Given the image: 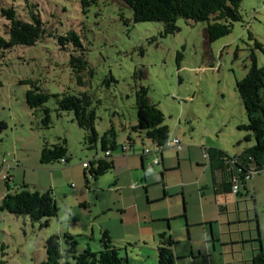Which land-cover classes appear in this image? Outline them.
Instances as JSON below:
<instances>
[{
    "label": "rangeland",
    "instance_id": "obj_1",
    "mask_svg": "<svg viewBox=\"0 0 264 264\" xmlns=\"http://www.w3.org/2000/svg\"><path fill=\"white\" fill-rule=\"evenodd\" d=\"M27 1L40 15L48 34L35 46L20 45L0 51V197L7 193L4 176H10L9 185L15 191L23 185L40 193L53 190L59 213L45 226L44 221L32 222L28 216L0 212V264H43L45 242L53 234L63 239L64 234L70 233L76 237L80 250L88 244L96 249L99 233L93 235L87 229L94 220L99 224L113 218L112 224L118 227L120 219L125 218L124 228L130 229L139 213L147 220L168 214L166 203L147 204L142 182H137L138 189L127 195L121 205L137 202L126 214L114 205L113 195L100 188L102 182L106 186L107 178L87 185L82 166L104 153L100 141L90 149L85 142L86 132L73 121L74 114L57 113L55 98L45 105L51 110V128H43V110L39 108L35 113L26 104L32 85L49 94L91 93L98 117L97 131L103 135L115 128L119 145L127 141L137 120L135 90L147 87L149 98L165 115L164 123L170 127L172 138L181 132V139L196 149L193 158L197 152L200 154L193 167L186 160L180 171L169 175L172 186L181 179L186 182L187 214L191 221L193 218L204 224L190 225L191 237L187 238L186 220L171 223L175 231L170 235L177 243L176 264H252L260 247L253 241L259 235L264 249V171L253 173L246 180V188L255 201L241 184V197L234 193L218 196L215 201L210 189L211 166L202 147L206 151L214 146L248 144V133L239 130L248 119L237 92V81L248 74L253 54L258 67L264 65V0H244L240 7L243 21L233 24L230 35L213 42L208 41L206 22L185 19L176 23L178 33L163 36L162 23L134 22V13L123 0H100L87 11L80 0H0V36L6 37L8 23L2 9L13 8L30 22ZM70 31L79 35L81 47L71 42L63 50L57 36ZM73 55H83L89 63V68L82 72L88 81L85 87L77 83L71 65ZM63 141L71 158L68 165H41L43 145ZM138 145L143 148L139 140ZM171 151L177 153L176 149ZM150 163L146 162L147 172L160 170L155 165L150 168ZM71 166L74 173L64 171ZM153 178L148 190L151 199L164 194ZM108 186L107 190H111ZM207 186L210 188L204 189ZM136 194H140L138 199ZM82 198H88L90 206H80ZM182 198L175 197L180 202ZM219 204L226 209L223 215ZM256 217L258 224L252 222ZM133 241L136 240L125 242L133 246L123 252L131 264L157 262V242L152 237H147L146 245Z\"/></svg>",
    "mask_w": 264,
    "mask_h": 264
},
{
    "label": "trees",
    "instance_id": "obj_2",
    "mask_svg": "<svg viewBox=\"0 0 264 264\" xmlns=\"http://www.w3.org/2000/svg\"><path fill=\"white\" fill-rule=\"evenodd\" d=\"M100 0H80L84 11L91 5H96ZM126 6L134 13V22H155L164 25L163 36H169L179 32L176 23L180 19L191 22H206V34L208 41L213 42L231 34L233 24L243 21L240 7L244 0H123ZM26 7L29 11V20L26 22L13 8L2 9V16L8 21L6 24V37L0 36V51L10 50L20 45L28 47L35 46L48 34L44 28L41 17L34 12L28 1ZM59 44L65 50L71 42L75 47H81L79 35L75 31H70L64 36H57ZM257 46L260 45L257 43ZM256 56L251 58L252 64L248 74L237 81V92L244 105L247 115V123L239 126V130L247 132L245 141L253 139L254 144L248 148L243 155H230L223 153L222 165L227 171L229 187L228 193L234 192L235 184L243 185L246 188V180L254 173L264 171V65L258 67ZM71 65L81 87L88 85L82 72L89 68L86 58L73 55ZM92 74V71L90 70ZM111 81H115L113 78ZM23 84L29 82L22 81ZM56 99L57 113L72 112L74 122L86 132L85 142L92 149L100 141L103 157L95 158L88 162L85 167V182L90 185L91 181H96L99 177L106 175L114 169V162L111 153L119 147L117 143V132L115 128L105 131L103 135L96 129L98 119L92 104L93 96L89 92L79 95L65 93L63 95L49 94L37 85L27 92V106L36 111L43 110L42 127L51 128V110L45 105ZM137 120L132 127V134L145 135L144 139L149 140L156 146H163L171 138L170 127L164 123L165 115L157 107L148 94V88L141 86L135 90ZM5 126L4 123H1ZM131 134V135H132ZM131 140V136L128 137ZM128 150L127 146H122ZM145 149V148H144ZM69 149L66 141L60 144L49 145L45 143L40 152L41 165L61 163L62 159L67 162L71 160L68 156ZM110 152V156L105 153ZM142 156L145 155L144 150ZM151 164V163H150ZM153 165V164H151ZM158 166V165H157ZM7 193L0 200V212L5 211L14 215L28 216L32 222L48 224L49 219L56 218L59 208L53 190L40 193L38 190L30 191L26 185L20 190H13L9 183L10 176H6ZM246 191V190H245ZM246 193L254 200V196L249 191ZM258 224V218L252 221ZM259 233V228H257ZM260 234V233H259ZM253 242L260 244L257 254L252 257V264H264V249L261 245V236ZM177 245L170 233H163L158 237L157 262L155 264H176L174 248ZM128 247L131 245H127ZM46 260L43 264H131L127 253H123L126 247L117 245L110 237V233L105 231L100 236L99 245L93 249L90 244L84 250L79 249L76 237L70 233L63 235H51L45 242Z\"/></svg>",
    "mask_w": 264,
    "mask_h": 264
},
{
    "label": "crops",
    "instance_id": "obj_3",
    "mask_svg": "<svg viewBox=\"0 0 264 264\" xmlns=\"http://www.w3.org/2000/svg\"><path fill=\"white\" fill-rule=\"evenodd\" d=\"M135 124L136 123H134L132 127ZM131 134L132 133L130 132L128 135V137L131 136L130 141L128 140V137H127V141L119 145V147L111 153L113 157V162H114V169H112L106 175L104 174L103 176H101L102 178H107L105 179L107 183L105 182L106 183V186H105L104 182H102V184H100L101 186L100 188H105L106 189L105 191L110 192L115 198L113 200L114 205L116 207H119L122 210L121 212L123 214H126L128 213L129 208L133 209V206L135 205V203L137 204V202L133 201L129 206H126V205L121 206V205L125 204L127 195L132 194L134 190H137L138 189L137 187H139L138 183L142 182L145 186L143 187V190L147 194L146 196L147 204L150 205V204H157L161 202L166 203L168 214L164 215L163 217H158L157 219L152 218L151 220H147V219H143L139 213L137 214L138 219H136L135 223L131 225L130 229L129 227L124 228L126 224L125 218L120 219L118 227L112 224L113 223L112 222L113 218H112V219H109L107 222L103 221L99 224L94 220L93 224L91 226H88L87 229L89 230L91 229L93 235H96L98 232L99 236H101L103 232L108 231L110 233L111 239L114 242L118 241V242H115L117 245L121 246L122 244H124L126 248L128 247L127 245H131V246L133 245L130 243H125V242H131L134 239L136 241H133V242L137 243V241H143L144 243L143 245H146L147 237H152L153 241H156L157 246H158L159 235L163 233H170L174 235L175 230L171 223L177 220H186L185 221L186 236L187 238H190L191 237V232H190L191 226L190 225L193 226L196 224L197 226H199V225H202L203 223L201 224L197 223L198 222L197 219H193V218H192L193 221H191L190 216H188L187 214L188 202H187L186 192H185V188L187 187V184H185L186 182L185 183L182 182V179H181L180 182L172 186L169 182V175L170 173L172 174L175 171H180L182 168L183 161H186V160L190 161L193 167V162H198L200 154H198L197 152V155L195 156V158H193V155H194L193 153L195 152L196 149L193 148L192 146H188V144H186L185 141L181 139L180 137L181 132H178V134H175L174 138H172V136L171 138L180 139L182 143V148L180 150L176 148H172V147L164 149L163 154H161L162 161L158 166H156V167H160V170H157V171L153 170V172H147L148 168H147L146 162L149 160L151 161L153 155H150L149 157H144L142 156V154H143L144 148L150 147L152 143L149 140L144 139L145 137L144 134L143 135H139L136 133L132 135ZM138 140L142 144L143 148L139 147ZM247 143H248L247 145L238 144V146L229 145L228 147L221 146V145L214 146V147H210L206 151H205V148L202 147L204 152L207 154V159L209 161V165L211 166L210 174L212 178V187L210 188L209 186H207L206 188L204 187L203 188L204 189L210 188L215 198L218 196L226 197L228 195L234 194V193H228V189H229L227 185L228 176L226 173L227 171L223 168V165H222V160H221L223 156L222 154L228 153L230 155H238V156L243 155L244 152L248 148L253 146L254 141L252 139L248 141ZM122 146H127L128 150H124ZM171 149L172 150L176 149L177 153L176 154L172 153ZM116 151H119V152H116ZM100 157H103V154L102 155L97 154L95 158H100ZM68 163L69 162L63 165L67 166ZM82 167H83V176L85 178V171H84L85 167L84 165ZM152 167H154V165L150 164V168ZM64 171L68 173H71V172L74 173V169H72V166L66 167ZM140 172L142 173V175H139ZM141 176H142V179H141ZM52 177H53L52 185L56 188L54 175H52ZM101 177H99V179L96 180L95 182L100 183V181L102 180ZM152 177H154L152 180H154L155 185L161 186L163 188L164 194L156 196V197L153 196V198L151 199L150 196L148 195L150 194L149 193L150 191L148 192V190H149V187L151 186L149 181ZM199 180L200 179H198V182ZM107 185H109L108 187H111L112 189L107 190L106 188ZM172 188H176V189H172ZM97 190H99L98 187H97ZM245 190L250 192V190H248L247 188ZM4 195L5 193L0 197V200ZM136 195H138L136 197L138 199L140 197L139 196L140 194H136ZM179 195H182L183 197L182 202L177 201L175 199V197ZM235 195L237 197L242 196L241 193L239 195L237 194ZM215 201H218L217 198ZM90 202L91 201L88 198H82L80 200V206L82 207L86 205L90 206ZM218 206H219L221 215H223L224 212L226 213V209L224 207L220 206V204ZM108 209H111V208H108ZM104 211H106V209ZM101 214L99 215L101 216ZM203 219L206 222L208 221L205 215L203 216ZM157 223H162V224H157ZM156 252H157V247H156ZM155 263H156V260H155Z\"/></svg>",
    "mask_w": 264,
    "mask_h": 264
},
{
    "label": "built area",
    "instance_id": "obj_4",
    "mask_svg": "<svg viewBox=\"0 0 264 264\" xmlns=\"http://www.w3.org/2000/svg\"><path fill=\"white\" fill-rule=\"evenodd\" d=\"M170 147L180 150L182 148V143H181L180 139L169 138V140L163 146H156L155 144H151L150 147H145L144 153L148 157L150 155H153L152 160H151V164L157 166L162 161L161 154H163L164 149L170 148ZM105 154H106V156H110V152H107ZM204 156H205V158H207L206 153H204ZM66 163H67V161L65 159L61 160V164L65 165ZM83 165H84V167H88V162H85ZM4 178H6V175L4 176ZM239 188H240L239 185L235 184L233 191L238 192Z\"/></svg>",
    "mask_w": 264,
    "mask_h": 264
}]
</instances>
